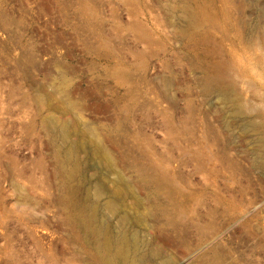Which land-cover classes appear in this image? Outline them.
I'll list each match as a JSON object with an SVG mask.
<instances>
[{
  "label": "rangeland",
  "instance_id": "374dc122",
  "mask_svg": "<svg viewBox=\"0 0 264 264\" xmlns=\"http://www.w3.org/2000/svg\"><path fill=\"white\" fill-rule=\"evenodd\" d=\"M0 264H264V0H0Z\"/></svg>",
  "mask_w": 264,
  "mask_h": 264
}]
</instances>
